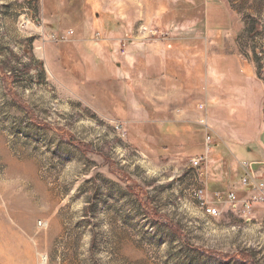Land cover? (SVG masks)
<instances>
[{"label":"rangeland","instance_id":"obj_1","mask_svg":"<svg viewBox=\"0 0 264 264\" xmlns=\"http://www.w3.org/2000/svg\"><path fill=\"white\" fill-rule=\"evenodd\" d=\"M90 2L0 0V264H264V0Z\"/></svg>","mask_w":264,"mask_h":264},{"label":"built area","instance_id":"obj_2","mask_svg":"<svg viewBox=\"0 0 264 264\" xmlns=\"http://www.w3.org/2000/svg\"><path fill=\"white\" fill-rule=\"evenodd\" d=\"M203 108V105L200 106ZM200 124L208 130L204 120H200ZM116 128H119L117 125ZM213 139L212 136L206 131L205 147L206 153L212 148ZM207 161L206 156L193 157L190 161L194 167H201ZM244 176L241 179V183L244 187L245 193L243 196H239L237 191L229 190L226 193V199L231 204L233 210L243 219L248 221L256 220L259 216L264 221V181L261 174H256L251 169V162H243ZM193 196L197 201L200 208L208 215L215 216L219 214L218 203L214 200V197L220 198L219 194H215L214 197L207 196V190L205 187L196 188L193 191Z\"/></svg>","mask_w":264,"mask_h":264},{"label":"crops","instance_id":"obj_3","mask_svg":"<svg viewBox=\"0 0 264 264\" xmlns=\"http://www.w3.org/2000/svg\"><path fill=\"white\" fill-rule=\"evenodd\" d=\"M90 1H91L90 5H98V6H104L105 7V6H108V3H109L110 5H113V6H116V7H121L122 6V0H90ZM198 108H199V106H198ZM199 109H201V108H199ZM200 119H202V115H201ZM204 135H205V132H204ZM247 161H249L251 163L252 162H258L259 163L258 165L254 166L253 168L251 167V169H252V171L254 173H256L258 175L261 174L262 180L264 181V160L261 159V158L260 159L253 158V159L247 160Z\"/></svg>","mask_w":264,"mask_h":264},{"label":"water","instance_id":"obj_4","mask_svg":"<svg viewBox=\"0 0 264 264\" xmlns=\"http://www.w3.org/2000/svg\"><path fill=\"white\" fill-rule=\"evenodd\" d=\"M259 163L258 162H252L251 163V167L253 168L254 166L258 165Z\"/></svg>","mask_w":264,"mask_h":264},{"label":"trees","instance_id":"obj_5","mask_svg":"<svg viewBox=\"0 0 264 264\" xmlns=\"http://www.w3.org/2000/svg\"><path fill=\"white\" fill-rule=\"evenodd\" d=\"M9 75H11V74H9ZM9 78H10V76H9Z\"/></svg>","mask_w":264,"mask_h":264}]
</instances>
